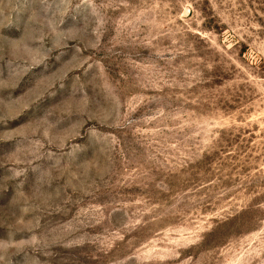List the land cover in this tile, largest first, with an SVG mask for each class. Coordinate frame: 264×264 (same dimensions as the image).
Instances as JSON below:
<instances>
[{"label": "rangeland", "instance_id": "1", "mask_svg": "<svg viewBox=\"0 0 264 264\" xmlns=\"http://www.w3.org/2000/svg\"><path fill=\"white\" fill-rule=\"evenodd\" d=\"M0 264H264V0H0Z\"/></svg>", "mask_w": 264, "mask_h": 264}]
</instances>
